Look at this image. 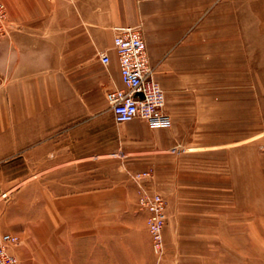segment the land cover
<instances>
[{"label":"crops","instance_id":"0c3cea01","mask_svg":"<svg viewBox=\"0 0 264 264\" xmlns=\"http://www.w3.org/2000/svg\"><path fill=\"white\" fill-rule=\"evenodd\" d=\"M1 2L0 162L36 152L44 179L60 175L61 153L84 170L93 153H112L122 170H149L165 186L171 218L185 213L173 203L183 185L227 178L237 193L251 184L261 164L251 140L253 113L260 121L264 111V0ZM136 24L164 90L166 128L102 111L106 93L123 86L115 27Z\"/></svg>","mask_w":264,"mask_h":264},{"label":"rangeland","instance_id":"374dc122","mask_svg":"<svg viewBox=\"0 0 264 264\" xmlns=\"http://www.w3.org/2000/svg\"><path fill=\"white\" fill-rule=\"evenodd\" d=\"M257 114L251 141L260 168L254 166L250 185L236 184L237 193L227 178L209 186L183 185L173 203L185 213L171 218L165 186L144 170L150 173L146 191L164 202L161 252L152 246L148 212L138 204L132 175L139 171L122 170L112 153H93L85 170L68 168L72 154L61 153L60 175L44 179L36 152L1 161L0 236L17 237L8 246L17 264H264V111L263 120ZM99 134L94 122V146Z\"/></svg>","mask_w":264,"mask_h":264},{"label":"built area","instance_id":"2783aa9c","mask_svg":"<svg viewBox=\"0 0 264 264\" xmlns=\"http://www.w3.org/2000/svg\"><path fill=\"white\" fill-rule=\"evenodd\" d=\"M4 14V5L0 0V17ZM113 46L118 55L123 84L122 87L113 88L106 93L107 106L113 120L116 123H126L138 118L152 128L169 127L172 121L164 110V90L154 76L140 25L116 26ZM99 58L104 66L109 63L106 52H101ZM149 177L148 171H139L132 175L139 186L138 204L148 212L147 228L152 246L161 252L164 202L159 194L146 191L143 182ZM17 242V237L12 234L0 236V264H17V258L8 251V246Z\"/></svg>","mask_w":264,"mask_h":264}]
</instances>
